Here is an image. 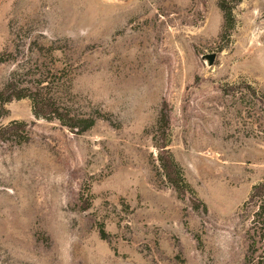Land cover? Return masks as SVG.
<instances>
[{
  "label": "rangeland",
  "instance_id": "obj_1",
  "mask_svg": "<svg viewBox=\"0 0 264 264\" xmlns=\"http://www.w3.org/2000/svg\"><path fill=\"white\" fill-rule=\"evenodd\" d=\"M219 2L0 0V92L63 82L70 116L95 118L77 132L0 103V129L25 123L0 132V264H264L243 207L264 140L224 91L264 92V0H225L226 27Z\"/></svg>",
  "mask_w": 264,
  "mask_h": 264
},
{
  "label": "trees",
  "instance_id": "obj_2",
  "mask_svg": "<svg viewBox=\"0 0 264 264\" xmlns=\"http://www.w3.org/2000/svg\"><path fill=\"white\" fill-rule=\"evenodd\" d=\"M224 2L225 0H220L219 6L223 11L224 27H226L231 25L232 13L231 8H226ZM64 84L63 82H58V86L54 88L58 89L59 87V89H61ZM54 88L50 89V87H48V82L44 80V78L29 82V85L10 81L5 85V92H0V103H5L11 99L28 98L31 101L33 114L36 118H43L46 120L57 119L62 125L71 129H76L77 132H83L91 128L95 123V118L70 116L63 101L60 103L59 98L52 92ZM224 91L225 94L231 96L238 105L244 106L248 110L247 118H250L252 125L250 126V131L257 132V135H261L260 137L264 140V128L263 130L257 129L260 125L264 126V111L260 114L257 109L258 103L264 105V92L259 91L255 86L245 80L232 83L227 86ZM24 125V122L14 120L9 122L7 126L2 127L0 132L3 131L4 128ZM166 146V144H163L160 146V149ZM170 161V164H167L162 161L161 158V167L164 170V177L172 185L173 189L177 193H180L182 191L181 185L188 188L189 185L182 174L181 168L173 160L172 156H170ZM243 207L247 210L250 209L251 212V241L249 243V248L252 251L258 248V244L259 246H264V180L252 185L247 200L243 203ZM101 237H104L103 231H101Z\"/></svg>",
  "mask_w": 264,
  "mask_h": 264
},
{
  "label": "water",
  "instance_id": "obj_3",
  "mask_svg": "<svg viewBox=\"0 0 264 264\" xmlns=\"http://www.w3.org/2000/svg\"><path fill=\"white\" fill-rule=\"evenodd\" d=\"M207 59L209 60V63H212L214 59V54L207 55Z\"/></svg>",
  "mask_w": 264,
  "mask_h": 264
}]
</instances>
